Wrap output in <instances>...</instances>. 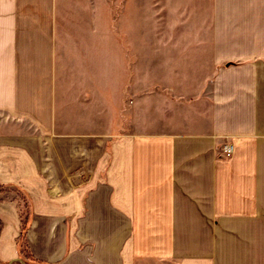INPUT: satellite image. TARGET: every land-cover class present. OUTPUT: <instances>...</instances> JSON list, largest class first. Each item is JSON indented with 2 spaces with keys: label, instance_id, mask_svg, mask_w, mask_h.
<instances>
[{
  "label": "crops",
  "instance_id": "obj_1",
  "mask_svg": "<svg viewBox=\"0 0 264 264\" xmlns=\"http://www.w3.org/2000/svg\"><path fill=\"white\" fill-rule=\"evenodd\" d=\"M74 4L0 0V264H22V196L40 264H218L221 231H256L264 255V44L215 35L207 88L164 100L161 127L75 128L61 123L58 74L88 72L76 58L103 56L105 35ZM236 56L250 59L218 67Z\"/></svg>",
  "mask_w": 264,
  "mask_h": 264
},
{
  "label": "rangeland",
  "instance_id": "obj_2",
  "mask_svg": "<svg viewBox=\"0 0 264 264\" xmlns=\"http://www.w3.org/2000/svg\"><path fill=\"white\" fill-rule=\"evenodd\" d=\"M63 1L75 2L69 13L76 20H89L84 29L88 25L90 33L105 35L103 56L76 58L75 64H85L88 72L79 67L73 73L58 74V100L63 102L58 107L63 116L60 122L72 123L75 128L111 132L127 129L131 121L138 129H145L146 124L161 127L164 100L171 98L174 105H170L177 108L179 102L184 106L201 97L207 88L213 74L211 45L215 35L234 40L233 49L237 50L247 45L248 36L254 35V42L264 44V37L257 39V34L264 33V0ZM79 30L75 24L74 31ZM249 59L236 56L218 67ZM179 97L183 101L178 102ZM132 99L137 102L134 120L129 110ZM226 146L230 147L223 145L224 151ZM210 235L217 247L218 264H243V256L244 264H253L258 253L264 257L262 249L251 247L252 239L257 244L256 231Z\"/></svg>",
  "mask_w": 264,
  "mask_h": 264
},
{
  "label": "trees",
  "instance_id": "obj_3",
  "mask_svg": "<svg viewBox=\"0 0 264 264\" xmlns=\"http://www.w3.org/2000/svg\"><path fill=\"white\" fill-rule=\"evenodd\" d=\"M24 197V196H23ZM23 202L21 204V209H20V234L19 237L17 238V251L18 255L20 258L23 259V261L27 262L28 264H40L37 259H35L32 254L30 253L26 241V232L29 227V221H30V204L28 203L27 199L24 197L22 199Z\"/></svg>",
  "mask_w": 264,
  "mask_h": 264
},
{
  "label": "water",
  "instance_id": "obj_4",
  "mask_svg": "<svg viewBox=\"0 0 264 264\" xmlns=\"http://www.w3.org/2000/svg\"><path fill=\"white\" fill-rule=\"evenodd\" d=\"M16 259L19 260V261H21L22 264H27V263H26L25 261H23L22 258H20V257H17Z\"/></svg>",
  "mask_w": 264,
  "mask_h": 264
},
{
  "label": "built area",
  "instance_id": "obj_5",
  "mask_svg": "<svg viewBox=\"0 0 264 264\" xmlns=\"http://www.w3.org/2000/svg\"><path fill=\"white\" fill-rule=\"evenodd\" d=\"M225 150H226V151H229V150H230V147H229V146H226V147H225Z\"/></svg>",
  "mask_w": 264,
  "mask_h": 264
}]
</instances>
